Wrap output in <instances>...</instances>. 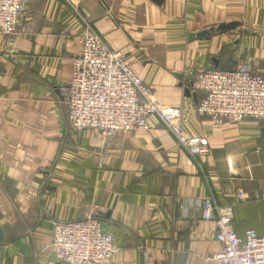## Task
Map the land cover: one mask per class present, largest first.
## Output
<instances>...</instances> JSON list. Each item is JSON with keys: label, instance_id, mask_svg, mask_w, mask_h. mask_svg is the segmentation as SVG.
Masks as SVG:
<instances>
[{"label": "crops", "instance_id": "obj_1", "mask_svg": "<svg viewBox=\"0 0 264 264\" xmlns=\"http://www.w3.org/2000/svg\"><path fill=\"white\" fill-rule=\"evenodd\" d=\"M157 1L32 0L14 42L0 39L1 264H62L47 250L50 220H77L88 205L107 210L102 228L118 248L104 264H219L204 199L232 208L238 238L264 237V121L214 125L195 112L204 93L184 88L198 70L232 69L237 55L264 77V0ZM86 26L126 54L158 104L182 111L207 155H189L156 116L106 146L69 127L59 89Z\"/></svg>", "mask_w": 264, "mask_h": 264}, {"label": "built area", "instance_id": "obj_2", "mask_svg": "<svg viewBox=\"0 0 264 264\" xmlns=\"http://www.w3.org/2000/svg\"><path fill=\"white\" fill-rule=\"evenodd\" d=\"M32 0H0V39L14 42ZM79 56L71 60V77L59 90L65 97L66 117L75 133L92 131L101 144L118 133L148 129L156 116L177 144L193 157L208 154V141L190 137L182 126L179 108L158 104L149 87L133 72L126 54L112 51L90 26L80 36ZM192 88L204 93L195 112L214 125L236 124L249 119L264 121V77L252 73L249 62L237 55L230 70L206 68L195 72ZM244 200L243 195H238ZM203 220L212 221L214 239L220 250L212 259L219 264H264V237L252 230L238 238L232 228V208L211 199L200 202ZM107 210L85 207L74 221L50 220L52 238L47 250L53 261L62 264H104L118 251L111 234L102 228Z\"/></svg>", "mask_w": 264, "mask_h": 264}, {"label": "water", "instance_id": "obj_3", "mask_svg": "<svg viewBox=\"0 0 264 264\" xmlns=\"http://www.w3.org/2000/svg\"><path fill=\"white\" fill-rule=\"evenodd\" d=\"M157 3L160 4L161 0L157 1ZM236 26H237V24H235V23L231 24V25H220L219 27H217V31H226V30H230L231 28L234 29ZM206 36H207V33L204 32V33L197 34L196 38L201 39V38H206ZM191 87H192V82L186 83L184 85L185 93L187 95L190 94L189 90L191 89ZM261 136L264 137V128L261 129ZM3 246H4V231H3V229L0 226V250L2 249ZM0 264H1V257H0Z\"/></svg>", "mask_w": 264, "mask_h": 264}]
</instances>
